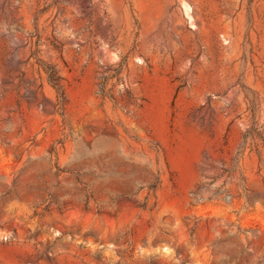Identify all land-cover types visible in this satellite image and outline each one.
Here are the masks:
<instances>
[{
    "label": "rangeland",
    "instance_id": "rangeland-1",
    "mask_svg": "<svg viewBox=\"0 0 264 264\" xmlns=\"http://www.w3.org/2000/svg\"><path fill=\"white\" fill-rule=\"evenodd\" d=\"M0 264H264V0H0Z\"/></svg>",
    "mask_w": 264,
    "mask_h": 264
}]
</instances>
